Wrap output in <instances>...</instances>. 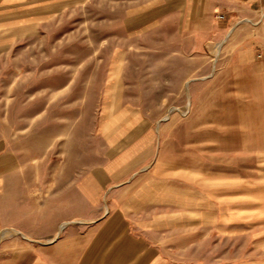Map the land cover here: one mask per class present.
<instances>
[{"label": "rangeland", "instance_id": "1", "mask_svg": "<svg viewBox=\"0 0 264 264\" xmlns=\"http://www.w3.org/2000/svg\"><path fill=\"white\" fill-rule=\"evenodd\" d=\"M171 1L0 7V141L33 167L34 178L89 177L128 142L120 139L125 132L130 143L149 133V150L134 160L143 168L144 153L154 158L162 145H184L193 131L194 165L209 167L215 187L220 167L234 158L249 165L255 142L264 151V76L243 54L264 24L241 19L224 29L207 7ZM188 78H195L189 97ZM253 125L256 140L249 139ZM161 131L181 140H160ZM234 243L225 242L228 258Z\"/></svg>", "mask_w": 264, "mask_h": 264}, {"label": "crops", "instance_id": "2", "mask_svg": "<svg viewBox=\"0 0 264 264\" xmlns=\"http://www.w3.org/2000/svg\"><path fill=\"white\" fill-rule=\"evenodd\" d=\"M30 1L0 0V7L34 6ZM184 2L207 7L224 29L241 19L263 28L264 0ZM249 43L243 54L264 76V32ZM252 130L249 139L256 140L257 125ZM129 134L89 177L72 181L34 178L33 167L0 141V264H264V151L256 142L249 165L234 158L220 167L215 187L209 167L194 165L187 142L193 131L184 145H162L154 158L144 153L143 168L134 160L149 150V133L132 143ZM165 134L157 132L158 139L181 140L177 132ZM227 239L235 241L232 258Z\"/></svg>", "mask_w": 264, "mask_h": 264}, {"label": "bare ground", "instance_id": "3", "mask_svg": "<svg viewBox=\"0 0 264 264\" xmlns=\"http://www.w3.org/2000/svg\"><path fill=\"white\" fill-rule=\"evenodd\" d=\"M230 31V30H229ZM215 45H217V44H215ZM216 48H217V46H215ZM221 48V47H220ZM217 50V49H216ZM218 51V50H217ZM215 53V52H214ZM216 55H217V52L215 53ZM216 57V56H215ZM118 59V58H117ZM214 59V58H213ZM216 63V62H215ZM213 67V66H212ZM187 83H188V81H186L185 82V85L187 86ZM187 97H188V93H187ZM63 227V226H62ZM4 233V232H3Z\"/></svg>", "mask_w": 264, "mask_h": 264}, {"label": "built area", "instance_id": "4", "mask_svg": "<svg viewBox=\"0 0 264 264\" xmlns=\"http://www.w3.org/2000/svg\"><path fill=\"white\" fill-rule=\"evenodd\" d=\"M219 17H222L221 15H219ZM261 21V18H259V20L256 22V24H258Z\"/></svg>", "mask_w": 264, "mask_h": 264}]
</instances>
